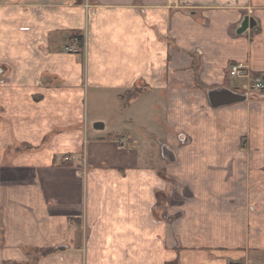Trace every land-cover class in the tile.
Masks as SVG:
<instances>
[{"label":"crops","instance_id":"obj_1","mask_svg":"<svg viewBox=\"0 0 264 264\" xmlns=\"http://www.w3.org/2000/svg\"><path fill=\"white\" fill-rule=\"evenodd\" d=\"M246 16L258 25L238 34ZM233 63L264 76V0H0L1 78L14 85L0 92L1 117L7 103L12 115L0 123V264L27 262L22 245L69 249L71 219L94 246L38 264H264V98L206 108ZM145 96L162 130L126 122L159 141L167 172L147 165L152 145L126 148L136 156L127 167L109 157L63 166L67 155L85 162L98 130L86 125L90 98L128 106Z\"/></svg>","mask_w":264,"mask_h":264},{"label":"rangeland","instance_id":"obj_2","mask_svg":"<svg viewBox=\"0 0 264 264\" xmlns=\"http://www.w3.org/2000/svg\"><path fill=\"white\" fill-rule=\"evenodd\" d=\"M75 40H79V39L75 38ZM66 50L69 52L74 51V49H70L69 47H67ZM4 72L0 74V92H4L8 94L12 90H14V85L12 81L9 80L8 76L4 77L3 79L1 78ZM248 74L251 80L248 77H239L233 80H229L230 81L229 83L227 81V83H225L223 86H227L231 89H235L241 93H245V92L250 93L251 98L255 94L257 97L264 98V94H263L264 93V83L262 87H260L258 90L254 88L256 80H260V79L264 80V76L262 75L263 73H260L258 77H254V75L249 70ZM244 86H248V88H243ZM207 99L208 98H206V108L211 106ZM7 101L8 99L6 100V103ZM154 101L155 100L153 96H145L143 98L136 99L131 105L127 106L126 100L120 101L114 98V100L102 99V100L95 101L90 98L87 101V108H86V115H85L86 125H88L89 127L90 126L93 127L92 125H94V123L96 122H107V123L111 122V124L109 125L107 129H98V130H94V128L89 129L88 131L89 133L86 136L85 148L83 150L85 162L75 159L73 155L67 158V156H69L67 155L63 159L65 161L62 163L63 166H66V165L74 166L71 163L75 162V163H78V166L81 169L84 168V165L89 166L90 168L93 165V163H96V164L101 163L104 161V158L109 157L110 160H115V162H118L117 163L118 166L127 167L129 164H133L135 162L136 156L133 154V152L140 153L141 150H148V147L144 148L146 145H150V147L152 145L154 149L150 148L149 149L150 152L148 154L153 159H156V160L149 161L147 165L150 168H153L155 170L162 169L165 172H167L168 169L171 168V166L166 162V159L165 160L162 158L160 159V152L157 148H155L157 147L156 143H159V141L155 139L154 137L150 138L149 140L141 139V133L139 130L142 127L141 126L134 127V126H131V123L126 122L127 119H134L137 125H145V126L149 125V127L154 128L157 131L162 130L163 127L160 125V123H162L163 121L166 122V120L162 117V114L159 113L158 111L152 112V110L148 112V107L151 106L154 103ZM9 108H10V105H8L7 103L6 108L3 109L4 113L2 117L0 115V123H5V122L10 123L12 119V115L10 116L8 115ZM156 116H161L159 117L160 120ZM113 122H115L116 126L125 125V128H128L129 130H131V132L136 133V135L133 136V140H131L130 135H127L126 133L114 134V132L111 131L112 130L111 126ZM111 133L113 134V136H109L108 138V135ZM110 138L113 141H110ZM239 139L241 140L242 148L243 149L247 148V143H248L247 136L240 137ZM19 146L25 149L31 148V144L28 142H23L22 146L21 145ZM126 148H133V149H136V151L132 150L133 152H131V150L129 149V151L127 152ZM7 151L11 153L14 150L7 149ZM110 154L112 156H110ZM263 171H264V168H263ZM166 184L172 188V185H170L169 183H166ZM165 205L166 203L164 204L161 202L159 204V207L163 208V206ZM156 213L157 211H155V216L159 217L160 214H156ZM162 215L166 216V212L163 213ZM76 220L71 219V222H73V225H74L73 234L75 235L76 240H74L73 243H70L69 249L62 250L61 243L45 244V245H22L21 250H20L21 253L17 252L19 251L18 250L19 247L16 248L15 250V252H17L16 255H29L30 259L27 262L26 261L25 262H8L6 264H38L39 260L42 257L47 256V255H79V254L86 255V252L89 251L92 248V246H94V243L90 241L91 236L89 234V229L88 228L86 229V223L84 222L82 227L79 228V227H76L77 225ZM85 233L87 234V236H86V239L85 237L83 238L84 243H80V244L76 243L77 236H81L82 234H85Z\"/></svg>","mask_w":264,"mask_h":264},{"label":"water","instance_id":"obj_3","mask_svg":"<svg viewBox=\"0 0 264 264\" xmlns=\"http://www.w3.org/2000/svg\"><path fill=\"white\" fill-rule=\"evenodd\" d=\"M258 25L257 20L252 16H246L242 21L241 25L237 29L238 34H244L249 29H253ZM4 72V69L0 67V74ZM207 98L209 104L213 108H220L224 106L234 105L242 103L248 100V93H241L235 89H231L226 86L216 87L207 90ZM95 129H104L105 124L103 122H96L94 124ZM184 138V135H182ZM163 155L171 162L176 161L174 152L167 146L163 147ZM65 249V247H62ZM231 264H243L241 262H232Z\"/></svg>","mask_w":264,"mask_h":264},{"label":"built area","instance_id":"obj_4","mask_svg":"<svg viewBox=\"0 0 264 264\" xmlns=\"http://www.w3.org/2000/svg\"><path fill=\"white\" fill-rule=\"evenodd\" d=\"M248 72H249V68L244 63H233L228 67L227 76L229 77L230 80L239 77H248L250 79ZM263 83H264L263 79L256 80L254 88L258 90L260 87H262ZM244 88H248V86H244Z\"/></svg>","mask_w":264,"mask_h":264},{"label":"trees","instance_id":"obj_5","mask_svg":"<svg viewBox=\"0 0 264 264\" xmlns=\"http://www.w3.org/2000/svg\"><path fill=\"white\" fill-rule=\"evenodd\" d=\"M73 38H78L79 41L83 42L84 36L79 32H75L73 34ZM253 75L254 77H258L260 74L258 73V74H253ZM140 91H141V87L135 86L133 90L126 92L125 95L122 96V98L123 99L136 98L138 94L140 93Z\"/></svg>","mask_w":264,"mask_h":264}]
</instances>
